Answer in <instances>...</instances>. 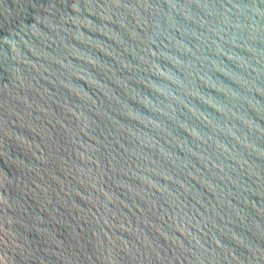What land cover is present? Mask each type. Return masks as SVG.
Here are the masks:
<instances>
[{"label": "water", "instance_id": "obj_1", "mask_svg": "<svg viewBox=\"0 0 264 264\" xmlns=\"http://www.w3.org/2000/svg\"><path fill=\"white\" fill-rule=\"evenodd\" d=\"M0 264H264V0H0Z\"/></svg>", "mask_w": 264, "mask_h": 264}]
</instances>
